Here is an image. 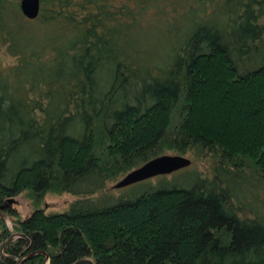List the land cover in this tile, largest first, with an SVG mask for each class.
<instances>
[{
	"label": "trees",
	"instance_id": "1",
	"mask_svg": "<svg viewBox=\"0 0 264 264\" xmlns=\"http://www.w3.org/2000/svg\"><path fill=\"white\" fill-rule=\"evenodd\" d=\"M20 1L0 0V264H264V0ZM163 154L191 165L115 190ZM54 193L75 199L47 213Z\"/></svg>",
	"mask_w": 264,
	"mask_h": 264
},
{
	"label": "water",
	"instance_id": "2",
	"mask_svg": "<svg viewBox=\"0 0 264 264\" xmlns=\"http://www.w3.org/2000/svg\"><path fill=\"white\" fill-rule=\"evenodd\" d=\"M20 9L23 15L28 19L37 17L40 10V0H21ZM191 165V159L179 154H163L148 160L141 166L129 171L120 178L114 185V188H122L158 175H165L180 170ZM14 199H9L8 203H13ZM11 238H9L10 240ZM7 243V242H5ZM3 243L0 251L4 246ZM74 264H93L91 260L82 259Z\"/></svg>",
	"mask_w": 264,
	"mask_h": 264
},
{
	"label": "rangeland",
	"instance_id": "3",
	"mask_svg": "<svg viewBox=\"0 0 264 264\" xmlns=\"http://www.w3.org/2000/svg\"><path fill=\"white\" fill-rule=\"evenodd\" d=\"M0 57L3 60L6 59V57H4V55L1 52H0ZM183 156L188 157V154L183 155ZM119 189L120 188H117L115 190H119ZM74 199L75 197L69 193L47 194L43 201L45 212L47 213L64 212L69 208L70 204L72 203ZM13 207L16 208V210L18 211L21 217H27L33 209L32 201L25 194H20L15 198V203L13 204ZM1 216H3V214H1ZM3 219L5 220L6 224L9 227H11L12 222L10 218L4 215Z\"/></svg>",
	"mask_w": 264,
	"mask_h": 264
}]
</instances>
